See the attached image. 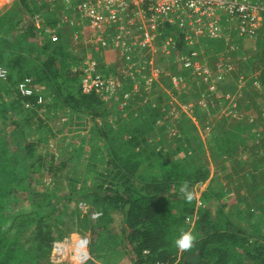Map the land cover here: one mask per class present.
<instances>
[{
    "label": "rangeland",
    "instance_id": "374dc122",
    "mask_svg": "<svg viewBox=\"0 0 264 264\" xmlns=\"http://www.w3.org/2000/svg\"><path fill=\"white\" fill-rule=\"evenodd\" d=\"M31 2L36 8L46 2L51 4L59 22L58 30L52 29V36L47 37L25 36L19 23L21 14L13 8L15 0H0V16L6 14L5 25L0 28V66L9 72L7 79L0 78V112L7 116L0 124V160L9 151L21 175L33 177L36 191L43 193L53 187L62 197L71 183L81 187L92 185L110 175L113 164L109 137L129 138L127 131L142 125L140 138H146L149 147H145L141 159L151 170L162 172L164 165L172 161L189 169L210 170L205 182L180 185L181 189L187 185L196 206L195 212L187 214L184 223L177 225L175 238L181 231L191 232L195 240L201 236L200 211L207 208L211 220L220 226L240 225L248 236L264 240V85L253 78L261 64L258 38L245 40L241 51L232 53L235 71L217 87L186 70L178 59L180 52L167 54L160 49L153 57L161 73L158 80L149 82L152 67L145 54L134 52L132 64L124 66L121 62H127L125 57L118 56L116 61V53H122L113 50L106 51L104 56L116 62L104 70L113 73V79L120 84L117 94L103 98L105 109L101 115L69 109L56 94L55 85L49 82H35L45 103L26 108L16 101L20 94L17 84L25 76H37L48 57L44 50L46 39L62 42L81 60L91 52L85 40L76 38L70 22L77 15L64 0ZM55 35L57 39L53 38ZM208 45L211 46H204L206 56L213 48ZM70 62L72 59L66 57L61 67L66 69ZM137 69L141 70L140 75L136 74ZM175 74L185 75L187 83L176 85L172 81ZM241 74L246 77L240 83ZM134 121L136 124L131 125ZM28 142L36 146L32 157L24 147ZM43 150L70 160L62 183L56 186L42 168L34 165L37 154ZM26 194L20 189L11 196L7 205L9 215L26 207ZM184 201L187 198L182 191L181 199L173 206L176 213ZM100 213L101 209L89 198L61 201L51 223V244L37 250L32 236L27 234L23 238L25 258L17 264H133L118 224L102 225ZM174 246L178 258L183 254L188 261L196 255L192 249Z\"/></svg>",
    "mask_w": 264,
    "mask_h": 264
},
{
    "label": "trees",
    "instance_id": "16d2710c",
    "mask_svg": "<svg viewBox=\"0 0 264 264\" xmlns=\"http://www.w3.org/2000/svg\"><path fill=\"white\" fill-rule=\"evenodd\" d=\"M36 7L31 0H15L13 8L21 14L19 23L25 36L38 38L43 34L47 37L52 32L48 30H58L57 16L50 10L52 6L47 2ZM38 13H45L43 16L47 25L41 33L34 25ZM5 19L6 14L0 16V28L5 25ZM160 33L159 43L170 37L175 40L172 54L187 50L185 34L176 26L166 23L160 27ZM210 44L215 45L218 50L224 47L222 43ZM257 44V55L261 60L258 81L260 85H264V29ZM44 50L48 57L42 62L34 82L54 84L56 94L66 107L75 112L101 115L105 109L102 96L97 92H82L80 66L83 59L71 53L62 42H53L51 39H46ZM96 55L100 57L101 54ZM66 57L71 58L72 62L64 69L61 65ZM73 66L79 68L73 69ZM16 99L19 104L23 100L36 103L35 97H22L19 94ZM39 106L41 105H35L34 108ZM6 117L0 112V124ZM135 124V121L131 123ZM136 126L127 131L129 138H108L113 164L110 175L92 185L81 187L77 183H71L68 192L62 197L53 187L43 193L36 191L33 177L21 175L16 161L9 156V151L6 153L4 159L0 160V264H17L25 258L23 238L27 234L32 236L37 250L49 246L53 241L51 223L60 202H78L85 198L91 199L101 209L102 225L110 222L118 224L133 264H191L184 259L183 254L178 258L174 239L177 225L184 223L187 214L195 212L196 202L184 201L178 213L173 206L181 199L180 185L205 182L209 178L210 170L206 167L189 169L178 161L163 164L162 172L151 170L142 163L141 157L145 155L148 143L146 138H140V133H143L142 125ZM24 147L29 157H32L35 144L28 142ZM35 162L34 165L37 164L46 172L53 186L58 182L62 183L63 171L70 166L69 159L57 157L46 150L37 154ZM20 189L27 193V205L9 215L8 202ZM200 213L198 227L202 230V235L191 248L200 258L197 264H264V240L248 236L247 230L240 225L232 223L226 228L220 226L211 220L207 208Z\"/></svg>",
    "mask_w": 264,
    "mask_h": 264
},
{
    "label": "built area",
    "instance_id": "2783aa9c",
    "mask_svg": "<svg viewBox=\"0 0 264 264\" xmlns=\"http://www.w3.org/2000/svg\"><path fill=\"white\" fill-rule=\"evenodd\" d=\"M68 9L76 12V20L70 22L76 38L85 40L87 53L82 60L81 88L85 94L99 93L102 98H111L118 93L113 73L104 68L111 67L118 56L127 60L122 65L132 64L134 52H142L152 67L149 82L158 80L161 71L155 66L154 55L160 49L170 54L175 40L167 38L159 43L160 27L166 23L176 26L185 34L187 50L179 53L181 65L211 86L226 82L235 71L232 53L242 49L245 40L257 39L264 29V0H64ZM51 11L55 12L51 7ZM34 25L39 32L46 29L44 16L37 15ZM60 27V26H59ZM51 32V30H48ZM52 34V33H51ZM52 36V35H51ZM57 39V36H53ZM210 42L224 44L218 50L213 45L209 56L204 46ZM120 51L115 60H108L105 51ZM101 54L100 57L96 54ZM133 65H136L135 63ZM102 67V68H101ZM140 75L141 70L137 69ZM9 72L0 66V78L7 79ZM258 76L256 83H259ZM246 76L241 74L238 82ZM176 84H186L182 74L172 76ZM17 89L22 97H35L36 103L22 101L26 108L45 103L44 96L37 92L31 77L25 76ZM233 111V109H232ZM101 215V213H100ZM147 252V251H145ZM151 264V263H144ZM166 264V263H154Z\"/></svg>",
    "mask_w": 264,
    "mask_h": 264
},
{
    "label": "clouds",
    "instance_id": "9594fccd",
    "mask_svg": "<svg viewBox=\"0 0 264 264\" xmlns=\"http://www.w3.org/2000/svg\"><path fill=\"white\" fill-rule=\"evenodd\" d=\"M185 193V196L188 201H191L192 195L187 191V185H184L181 189ZM195 242V237L191 232L181 231L178 237L175 238L174 244L178 249L189 250L193 247Z\"/></svg>",
    "mask_w": 264,
    "mask_h": 264
},
{
    "label": "water",
    "instance_id": "95a60500",
    "mask_svg": "<svg viewBox=\"0 0 264 264\" xmlns=\"http://www.w3.org/2000/svg\"><path fill=\"white\" fill-rule=\"evenodd\" d=\"M199 260H200L199 256L195 255V256H191L188 261L191 264H197V262H199Z\"/></svg>",
    "mask_w": 264,
    "mask_h": 264
},
{
    "label": "crops",
    "instance_id": "0c3cea01",
    "mask_svg": "<svg viewBox=\"0 0 264 264\" xmlns=\"http://www.w3.org/2000/svg\"><path fill=\"white\" fill-rule=\"evenodd\" d=\"M108 51H110V50H108ZM105 55H106V51H105Z\"/></svg>",
    "mask_w": 264,
    "mask_h": 264
}]
</instances>
